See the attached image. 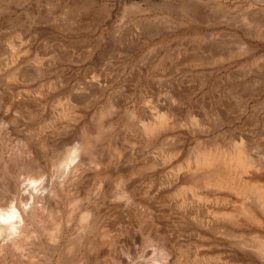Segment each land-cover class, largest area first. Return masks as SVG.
Here are the masks:
<instances>
[{
    "label": "rangeland",
    "instance_id": "rangeland-1",
    "mask_svg": "<svg viewBox=\"0 0 264 264\" xmlns=\"http://www.w3.org/2000/svg\"><path fill=\"white\" fill-rule=\"evenodd\" d=\"M26 142L22 186L37 172L59 190L29 264L46 263L58 218L65 264H152L164 248L178 264H249L234 241L264 240V214L241 210L264 206V0H0V175ZM81 144L68 182L58 162ZM121 177L126 203L110 196Z\"/></svg>",
    "mask_w": 264,
    "mask_h": 264
},
{
    "label": "bare ground",
    "instance_id": "bare-ground-1",
    "mask_svg": "<svg viewBox=\"0 0 264 264\" xmlns=\"http://www.w3.org/2000/svg\"><path fill=\"white\" fill-rule=\"evenodd\" d=\"M23 78H25V76H23ZM24 145H25V148H24L25 150L22 153H17L16 155L12 156V158H10L9 160V162L11 163L10 168H12L10 172L7 174L1 171L3 174L0 175V264H29V261L25 260L26 257L23 259V255L25 256V253L23 251L25 249L27 239L31 237H33L34 239L39 238L37 234V230L33 228V226L36 225L41 230V232H44V230H47L48 228L46 225L47 224L46 222L48 221L46 210H48V207L46 206L45 203H42V202L46 198V196L48 198L51 195L54 197V195L58 194L56 191L59 192V190H56L54 192V189L53 191L49 192L48 189L50 188H48L47 189L48 191L46 192V190L44 189L45 186L43 187L42 185L44 184L42 182L43 178L41 179V177L39 176V173L37 172H34L33 174H31L32 177L29 175L30 176L28 178L29 182L28 183L26 182V185L23 184L22 186V180H21L22 167L21 166L22 164H24L23 162L25 161L24 153L25 152L27 153L28 143L27 142L23 143V146ZM84 149L87 150L88 145L86 146L82 144L75 145L73 149H71L70 151H66V153L60 158V161L58 162L57 167L58 169L63 171L62 173L64 174V176L66 175L65 178H67L68 182H75V181L79 182L81 179L79 176H77L78 173H76L77 169L79 168V164L77 163L76 160H77V157L79 156V153ZM205 160L207 159L204 156V157H199L197 161L201 163V162H204ZM93 162H95L96 164V161H93ZM100 175L101 174L99 173V175L95 177L96 184L98 185L97 189H101V186H102L101 182L103 181V178H104V175L103 176H100ZM64 180H61V184L59 185V187L61 186L63 187ZM125 184H126L125 178H122V177L119 178L118 180L119 187H117V189L114 190V192H112L110 195L112 199H120L126 203L129 201L130 198H132V195H133L132 190L128 187V184L126 185ZM248 198H250V196L246 197L245 200H247ZM254 205L255 206H250L249 203H246V201H244L243 204L241 205V210L244 213L248 212L249 215L251 213L253 215L256 212L263 215L264 206L257 199H254ZM74 208L75 207L70 208L68 220L70 219L72 213L74 214L73 212ZM98 209L99 208H97V205L93 204V205L86 207L84 212H82V214L80 215L78 219V222H79V227H78L79 230L77 234L78 244L81 245L83 243L84 237L92 233L93 229H95L97 221L100 217ZM117 211L119 212V210ZM251 219L254 221V216H252ZM64 225L65 224L63 223L62 219L58 218L52 228V231L49 230L50 232L47 238L49 241V244L47 246V249L49 250L50 255H48V257L46 256L47 260H45L46 261L45 264H65L67 260H70L66 252L71 254L73 249H75L73 246L65 247V254H62L61 252L59 253L57 252L58 251L57 250L58 241L63 237L64 228H65ZM102 234L103 235H101V240L99 241V244H98V249L105 246L106 244L110 245V243H108L110 242V240L109 239H108L109 241L106 240L108 235L106 233H102ZM40 244H43L42 240H40ZM234 244L238 247L239 252L244 253L240 256L242 257L245 256V259L249 262V264H264V240L258 242L257 245H254V244L249 243L245 239L239 238L234 241ZM167 252L168 251H166V249L164 248L162 252H160V255L156 257V259L152 262V264H170L171 262L178 264V258L177 259L174 258L173 260H171L169 257V252L168 253ZM55 256H56V259H55V262H53L52 258H54ZM83 261H84V258L83 256H81L77 260L78 262L77 264H83ZM185 261L189 262L187 259H185ZM245 262L246 261L244 260V264ZM31 264H32V261H31ZM100 264H105V262L103 261ZM116 264H128V263L126 261L123 262V260H120ZM190 264H212V263L205 262V260L196 259L192 261V263ZM213 264H224V263L216 262Z\"/></svg>",
    "mask_w": 264,
    "mask_h": 264
}]
</instances>
